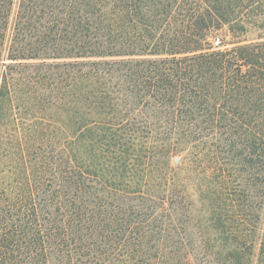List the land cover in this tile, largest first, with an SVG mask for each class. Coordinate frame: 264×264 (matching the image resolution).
Returning a JSON list of instances; mask_svg holds the SVG:
<instances>
[{"label":"trees","instance_id":"trees-1","mask_svg":"<svg viewBox=\"0 0 264 264\" xmlns=\"http://www.w3.org/2000/svg\"><path fill=\"white\" fill-rule=\"evenodd\" d=\"M0 264H264V0H0Z\"/></svg>","mask_w":264,"mask_h":264},{"label":"rangeland","instance_id":"rangeland-1","mask_svg":"<svg viewBox=\"0 0 264 264\" xmlns=\"http://www.w3.org/2000/svg\"><path fill=\"white\" fill-rule=\"evenodd\" d=\"M214 45H215V43H214Z\"/></svg>","mask_w":264,"mask_h":264}]
</instances>
